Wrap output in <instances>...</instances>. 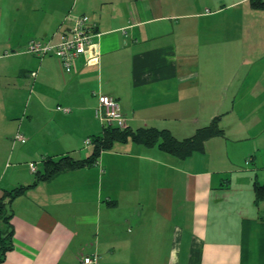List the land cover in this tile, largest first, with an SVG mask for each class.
I'll return each instance as SVG.
<instances>
[{
	"label": "crops",
	"instance_id": "0c3cea01",
	"mask_svg": "<svg viewBox=\"0 0 264 264\" xmlns=\"http://www.w3.org/2000/svg\"><path fill=\"white\" fill-rule=\"evenodd\" d=\"M7 1L0 200L33 183L32 164L93 154L84 146L104 132L99 96L116 99L133 130L185 139L222 116L224 135L186 160L116 143L98 164L38 183L11 203L12 247L1 264H79L94 252L99 264H264L255 194L264 184V9L250 0H32L31 14L14 4L9 16ZM72 10L96 28L98 66L80 58L66 73L55 56L22 52L32 40L60 42ZM167 111L178 116L172 124L140 115Z\"/></svg>",
	"mask_w": 264,
	"mask_h": 264
},
{
	"label": "trees",
	"instance_id": "16d2710c",
	"mask_svg": "<svg viewBox=\"0 0 264 264\" xmlns=\"http://www.w3.org/2000/svg\"><path fill=\"white\" fill-rule=\"evenodd\" d=\"M250 3L253 8L264 9V1L250 0ZM221 118L222 116L214 118L209 125L199 128L193 136L185 139H178L171 131L165 129L140 128L133 130L128 124L124 128H120L116 124L105 125L103 135L92 140L94 150L88 159L75 160L68 155L58 159L46 158L42 162L41 168L34 173L32 184L3 193L0 200V264L3 262L6 252L12 247L10 242L13 236L10 224L11 203L25 195L38 183L49 181L67 171L93 166L99 160L102 152L112 149L116 143L128 141L147 148L158 147L160 151L168 155L186 160L195 153H204L205 145L210 139L224 135V131L220 127ZM255 194L256 203L264 201V184L255 183Z\"/></svg>",
	"mask_w": 264,
	"mask_h": 264
},
{
	"label": "built area",
	"instance_id": "2783aa9c",
	"mask_svg": "<svg viewBox=\"0 0 264 264\" xmlns=\"http://www.w3.org/2000/svg\"><path fill=\"white\" fill-rule=\"evenodd\" d=\"M65 25L69 26V30L60 42L32 40L23 48L22 52L36 55L41 59L51 55L55 56L66 73L72 72L77 60L80 58H83L85 65L88 67L98 66L101 61V50L99 43L96 41L98 36L96 28L90 23V19L72 10L65 17L62 27ZM32 75L36 76V73ZM68 111L65 110V112ZM97 111V116L103 124H116L120 128L127 126L126 118L116 99L99 96ZM14 141L25 144L27 139L21 132H18L14 137ZM91 144L92 140L87 139L86 145ZM35 167L32 166L34 173L37 171ZM100 259L98 253L94 252L82 256L79 264H99Z\"/></svg>",
	"mask_w": 264,
	"mask_h": 264
},
{
	"label": "rangeland",
	"instance_id": "374dc122",
	"mask_svg": "<svg viewBox=\"0 0 264 264\" xmlns=\"http://www.w3.org/2000/svg\"><path fill=\"white\" fill-rule=\"evenodd\" d=\"M31 1L32 0H8L7 1V4H6V6H7L8 9H6L5 15L11 16V14L13 12L14 4H16V5L19 4L23 8L25 14H31L32 13V10H31L32 2ZM4 6H5V4H4ZM15 7H17V6H15ZM238 10H241V9H238ZM228 15H230V13H228ZM225 16H227V15H225ZM231 18L234 21L233 23H237L239 21L238 17L234 13L231 14ZM216 21H218V20H216ZM236 34H237V31H235V35ZM97 115H98V111H97ZM140 115L141 116H146L147 115L146 117H153L154 118L153 124H169V123L172 124L173 123L172 121L174 119L178 118L177 115H174L170 111L161 112V113L153 112V113H148V114L141 113ZM172 118H174V119H172ZM100 122H102V121H100ZM54 146H55V144L46 142V148L47 149H52V148L54 149ZM90 146L91 145H86V141H85V146L84 147L88 148ZM84 147H83V149H84ZM55 151H58V150H55ZM57 153H59V152H57ZM55 155H57V154H55ZM258 161H259V163L264 164V146H262V148L260 149V154H259V157H258ZM32 166H36V165L35 164H32ZM32 166H31V168H32Z\"/></svg>",
	"mask_w": 264,
	"mask_h": 264
}]
</instances>
